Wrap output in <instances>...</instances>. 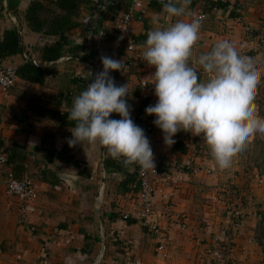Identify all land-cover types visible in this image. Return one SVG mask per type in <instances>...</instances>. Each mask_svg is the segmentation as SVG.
<instances>
[{
	"label": "crops",
	"instance_id": "0c3cea01",
	"mask_svg": "<svg viewBox=\"0 0 264 264\" xmlns=\"http://www.w3.org/2000/svg\"><path fill=\"white\" fill-rule=\"evenodd\" d=\"M35 0H5L6 7L21 26L22 44L26 53L38 66L46 68L42 84H31L17 78L8 97H0V155L7 154L16 144L24 150V178L34 180L39 197L32 215H25L17 198L7 195L5 188L11 167H0V264H111L123 253L130 254L139 264H210L215 247L213 240L220 238L218 247L224 249L223 264H264V222L256 220V209L264 205V175L258 165L260 153L250 162L238 164L234 158L227 169H219L202 137L178 132L175 145L165 146L163 134L152 127L146 134L154 157L155 168L176 164L170 171V184L165 185L156 176L149 175L155 193L151 213L132 223H123L120 216L137 208L135 189L128 182L134 178L136 165L123 166L113 172L103 166L111 158L99 143L82 147L68 146L69 127L61 126L58 115L67 114L72 106L74 87L71 79H89L102 71L99 57L108 55L129 62L127 71L113 77L117 85H128L129 96L139 94L141 80L152 85L155 69L143 60V47L150 30L166 27L183 17L166 16L163 4L167 0H151L145 4L129 25V36L136 42L137 60L125 50L127 37L113 30L112 20L126 9V0H85L72 19L75 28L65 34L67 47L62 57H77L88 64L60 61L44 66L39 60L38 48L56 42L55 37L31 33L26 26L25 12ZM47 5L50 0H40ZM219 2L209 11L203 0H191L190 10L203 12L190 64L209 52L221 39L229 40L238 51L253 57L260 73L255 105L264 117V48L253 49L243 32L247 26L253 34L264 31V0H206ZM155 3L156 7L149 6ZM112 3V6L108 4ZM3 6V0H0ZM242 19L243 22H239ZM15 29L10 16L0 10V39L6 30ZM66 50L63 48V51ZM61 57V58H62ZM15 69L21 63L19 54L1 60ZM198 68V66H196ZM201 81L208 75L198 68ZM154 93H147L144 107L154 105ZM131 119L138 126L136 115L145 109L131 103ZM247 150L264 149V134H256L247 143ZM122 162L121 159H114ZM264 166V159H262ZM188 169H185V167ZM210 170V175L199 170ZM263 169V168H262ZM58 173L76 177L71 190L58 179ZM103 182V186H102ZM240 200L239 219H231L234 200ZM145 220V223L142 221ZM184 229L180 230V225ZM236 224L237 230L233 227ZM150 226L156 228L152 232ZM163 238V240L161 239ZM250 241V242H248Z\"/></svg>",
	"mask_w": 264,
	"mask_h": 264
},
{
	"label": "clouds",
	"instance_id": "9594fccd",
	"mask_svg": "<svg viewBox=\"0 0 264 264\" xmlns=\"http://www.w3.org/2000/svg\"><path fill=\"white\" fill-rule=\"evenodd\" d=\"M191 0H167L168 17L189 13ZM200 18L182 19L150 30L143 47V60L155 69L150 76L156 103L145 108L162 132L165 146L175 143L178 132L202 137L216 166L223 170L244 151L251 137L264 134V117L254 103L260 73L253 57L242 55L229 40H219L195 65L208 75L201 81L190 64L199 40ZM102 71L87 73L91 82L73 97L67 120L73 122L70 148L99 143L106 154L121 159L124 166L155 168V157L144 130L131 119L128 85H117L111 72L122 73L126 65L108 55L99 57ZM120 119H110L111 114Z\"/></svg>",
	"mask_w": 264,
	"mask_h": 264
},
{
	"label": "built area",
	"instance_id": "2783aa9c",
	"mask_svg": "<svg viewBox=\"0 0 264 264\" xmlns=\"http://www.w3.org/2000/svg\"><path fill=\"white\" fill-rule=\"evenodd\" d=\"M151 0H126V9L123 11L122 14L114 17L112 20L113 30L115 33L126 36L127 42L125 46V50L131 54H133L132 59L137 60L138 54L135 53L136 51V42L134 39H132L129 36V25L132 22V20L135 19L138 13H142L145 4L150 2ZM109 6H112L113 4H108ZM213 10V9H212ZM189 17L192 18H200L201 21H206L207 17L206 15L201 11H195L190 10L189 11ZM239 22H243L242 19H240ZM243 32L245 37L253 43V49H263L264 48V31H259L256 35L253 34L251 30L247 26H243ZM242 55H246L244 51H239ZM91 70L88 68V71ZM91 82V78H89ZM17 80L16 75V69L13 66L7 65L2 63L0 61V97L6 98L9 96L10 91L12 87L15 85ZM139 86V94L131 99L126 98L129 105L132 106V102L136 103L140 107H144V100L146 98L147 93H154V88L150 86L146 81L141 80L138 83ZM150 115H146L143 112H140L136 115V121L138 124L143 125L146 127L150 123ZM120 119V117H119ZM6 165V155L2 154L0 155V167H3ZM180 166L176 164H169V165H163L159 170L154 168V171L149 170H142L140 167H138L135 171L134 175V181L135 183L131 185L132 189H135L137 193L136 202H137V208L138 211L135 209V207L131 208L130 211H127L125 214L120 216V220L123 223H126L127 220L133 219V217L136 216V213L139 212L138 217L144 218L147 221V217L151 213V207L153 205V199H154V192L153 188L149 182V175L156 176L158 179L163 181L165 185L170 184V171H176ZM185 169H188L186 166ZM189 170V169H188ZM202 170L207 175H210V170L201 167H195L191 169L190 171L195 173L196 171ZM262 174V172L260 171ZM5 193L10 196H14L18 199L20 208L22 212H24L25 215H32L35 213L36 209L34 207V204L36 203V200L39 197L38 194V188L35 184L34 180L32 179H16L13 177L12 173H8L7 177V184L5 188ZM240 199L237 198L234 200V205L231 207V220L235 222L239 219V213H240ZM256 220L260 224L264 222V205L259 206L256 209ZM145 223V220L142 221ZM233 227L237 230L236 224L233 225ZM150 229L152 232H156L157 230L155 227L150 226ZM184 229V225H180V230ZM163 240V238L161 237ZM220 238L215 237L213 240L215 247L213 253H211V262L210 264H223V258H224V252L222 248L218 247L220 244ZM250 242V241H248ZM218 244V245H217ZM40 264H47L46 261H42ZM111 264H139L138 260L133 258L128 253L121 254L118 259H115L111 262Z\"/></svg>",
	"mask_w": 264,
	"mask_h": 264
},
{
	"label": "trees",
	"instance_id": "16d2710c",
	"mask_svg": "<svg viewBox=\"0 0 264 264\" xmlns=\"http://www.w3.org/2000/svg\"><path fill=\"white\" fill-rule=\"evenodd\" d=\"M205 6H208L207 9L212 11V9L219 7V2H208L203 0ZM85 0H50V2L45 5L40 0H35L25 12V22L27 29L31 33H40L42 37H55L57 38L56 42L51 45H43L38 48L39 51V60L42 63H53L58 61L62 57L63 52H67L71 55V50L67 47V41L65 34L75 28V23L72 19L77 18V10L80 4L85 3ZM155 3H149V6L156 7ZM3 9V6L0 4V10ZM66 50L63 51V48ZM19 54L18 47V36L16 29L6 30L2 39H0V61L10 56ZM125 69L122 73L127 71L129 62H127ZM120 72H111L110 75L114 78ZM46 68L40 66H30L26 63H21L16 67L17 78L26 81L31 84H42L46 77ZM71 85L74 87L75 96L80 92L85 90L89 80L87 79H71ZM58 122L61 126L69 127L72 129L74 127L73 122L67 120V114H60L57 117ZM110 119H119V116L115 113L111 114ZM155 117L151 116L149 121L150 123L144 127H141L145 134H147L152 127H156L153 124ZM175 148L181 152H185V149L179 144L174 143ZM24 150L23 148L16 144L12 147L11 151L6 155V165L11 167V173L14 178L22 179L25 173L24 167ZM104 168H108L113 172H119L124 170L122 168L124 165L122 162H116L113 158L105 159L103 162ZM139 166L136 165V169ZM131 185L135 183L134 178L128 181ZM134 220L129 219L126 223H132Z\"/></svg>",
	"mask_w": 264,
	"mask_h": 264
},
{
	"label": "water",
	"instance_id": "95a60500",
	"mask_svg": "<svg viewBox=\"0 0 264 264\" xmlns=\"http://www.w3.org/2000/svg\"><path fill=\"white\" fill-rule=\"evenodd\" d=\"M3 8L5 9V11L8 14V16H10V19H11V21L13 22V24L15 26V29H16V32H17V36H18V47H19V55L21 57V60L24 61L27 65H30V66L36 65L37 66L38 65L37 61L32 60L30 58V56L26 53V51H25V49L23 47L22 37H21V26L18 23V21L15 19V16H13L10 13L9 9L6 7L5 0H3ZM60 61H74V62H77V63L80 62L82 64H88V62L86 60H83L81 58H77V57H73V56L72 57L64 56V57L60 58L58 61H56V62L45 63L44 66L52 65V64L58 63ZM57 177H58V179L63 181L67 185V187L69 189L72 190L75 187L76 177L68 176V174H65V173H58ZM102 186H103V182H102Z\"/></svg>",
	"mask_w": 264,
	"mask_h": 264
},
{
	"label": "rangeland",
	"instance_id": "374dc122",
	"mask_svg": "<svg viewBox=\"0 0 264 264\" xmlns=\"http://www.w3.org/2000/svg\"><path fill=\"white\" fill-rule=\"evenodd\" d=\"M260 153V156H258L257 154ZM255 156L259 157V160L261 162H259L258 165L254 164V167H258L259 170L262 172V174L264 175V166H263V162L262 159H264V149H256V148H252V149H248L247 148L242 151L241 153H239L235 158H238V164H246L247 161L250 162L252 160V158H254ZM252 163V162H250ZM263 168V169H262Z\"/></svg>",
	"mask_w": 264,
	"mask_h": 264
}]
</instances>
